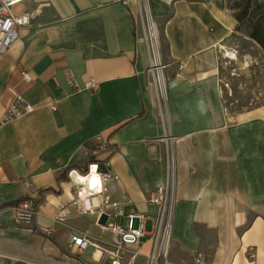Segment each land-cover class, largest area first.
<instances>
[{
  "label": "crops",
  "instance_id": "crops-1",
  "mask_svg": "<svg viewBox=\"0 0 264 264\" xmlns=\"http://www.w3.org/2000/svg\"><path fill=\"white\" fill-rule=\"evenodd\" d=\"M145 2L159 34L166 104L149 70ZM14 11L33 16L0 57V117L16 95L34 110L0 129V264H112L93 246L70 249V238L87 235L104 247L116 239L105 227H127L132 215L146 217L147 236L121 264H156L158 208L149 198L166 183L172 155L165 260L264 264V113L239 123L226 113L220 61L237 31L228 0H28ZM91 164L99 165V192L69 175L87 176ZM25 199L36 203L30 226L17 222Z\"/></svg>",
  "mask_w": 264,
  "mask_h": 264
},
{
  "label": "built area",
  "instance_id": "built-area-1",
  "mask_svg": "<svg viewBox=\"0 0 264 264\" xmlns=\"http://www.w3.org/2000/svg\"><path fill=\"white\" fill-rule=\"evenodd\" d=\"M28 0H0V57L16 42L18 31L21 27L29 26L32 21L33 14L24 13L16 15L15 7L25 3ZM143 13L146 17L145 38L148 45L150 56V73L153 78L154 85L157 90L161 104H166L167 95V80L162 64V54L159 42V34L152 13L147 2L144 3ZM70 85H75L73 80L69 81ZM86 89L94 92L98 89V84L95 81L86 83ZM164 93V94H163ZM162 94V97H161ZM56 109L55 105H52ZM34 108L27 104L21 96L16 95V98L8 105L4 115L0 117V129L12 122L18 121L26 115L32 113ZM101 145L105 148L107 143L102 142ZM177 188V165L175 158L169 159L168 163V179L164 185L151 193L149 202L158 208L157 217L155 220L152 239L155 243V251L151 257V263L170 264L165 260L167 257V249L171 239V229L173 224V216L176 201ZM17 222L21 225L30 226L36 215V203L33 199H25L16 205ZM139 223L136 224V219ZM146 217L143 215H132L129 217L127 227L109 225L105 229L116 235V239L112 243H107L101 246L95 243L87 235H73L69 241L70 249H77L79 252L86 250L89 246H93L96 250L105 253L112 260V264H121L123 255L130 247L138 246L141 240L147 236L144 229V221ZM45 235L52 234L50 229H42ZM255 250L249 249L248 256L253 259ZM194 264H208L204 256L200 255L195 259Z\"/></svg>",
  "mask_w": 264,
  "mask_h": 264
},
{
  "label": "rangeland",
  "instance_id": "rangeland-1",
  "mask_svg": "<svg viewBox=\"0 0 264 264\" xmlns=\"http://www.w3.org/2000/svg\"><path fill=\"white\" fill-rule=\"evenodd\" d=\"M239 1L228 0L234 16L241 11L237 8ZM251 5L250 12L257 11L256 18L264 16V0H251ZM238 27L227 47L236 59L224 52L220 61L223 101L233 123L242 122L251 112L264 113V48L250 37L248 23H237Z\"/></svg>",
  "mask_w": 264,
  "mask_h": 264
},
{
  "label": "trees",
  "instance_id": "trees-1",
  "mask_svg": "<svg viewBox=\"0 0 264 264\" xmlns=\"http://www.w3.org/2000/svg\"><path fill=\"white\" fill-rule=\"evenodd\" d=\"M237 8L241 9V11H239V13L235 16L238 26L248 23L251 30L250 37L264 48V16L256 18L257 11L253 13L250 12L252 8L251 0H240ZM252 18L255 19L253 20ZM238 29L239 27L237 28V30ZM101 170L104 171L103 168H101Z\"/></svg>",
  "mask_w": 264,
  "mask_h": 264
},
{
  "label": "clouds",
  "instance_id": "clouds-1",
  "mask_svg": "<svg viewBox=\"0 0 264 264\" xmlns=\"http://www.w3.org/2000/svg\"><path fill=\"white\" fill-rule=\"evenodd\" d=\"M99 165L91 164L89 166V175L82 176L77 170H72L69 175L72 180L77 184H82L87 188L93 189L96 192L101 191V174L98 173ZM81 196L85 195V191L80 192ZM98 255V254H97Z\"/></svg>",
  "mask_w": 264,
  "mask_h": 264
},
{
  "label": "bare ground",
  "instance_id": "bare-ground-1",
  "mask_svg": "<svg viewBox=\"0 0 264 264\" xmlns=\"http://www.w3.org/2000/svg\"><path fill=\"white\" fill-rule=\"evenodd\" d=\"M226 53V52H225ZM228 56L229 57H232L233 59H236V57L234 56V54H232V53H228ZM232 60V59H231ZM164 94V93H163ZM161 97H162V94H161Z\"/></svg>",
  "mask_w": 264,
  "mask_h": 264
}]
</instances>
